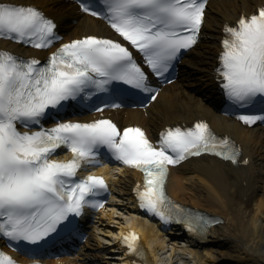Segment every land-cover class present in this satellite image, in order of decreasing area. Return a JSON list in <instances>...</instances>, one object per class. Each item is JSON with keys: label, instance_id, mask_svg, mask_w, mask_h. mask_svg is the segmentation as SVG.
<instances>
[{"label": "snow or ice", "instance_id": "obj_1", "mask_svg": "<svg viewBox=\"0 0 264 264\" xmlns=\"http://www.w3.org/2000/svg\"><path fill=\"white\" fill-rule=\"evenodd\" d=\"M208 0H81L85 13L106 20L127 42L86 36L63 43L45 63L0 50V237L41 244L74 231L86 208L99 210L109 191L102 177L79 173L105 165L104 157L143 173L137 185L139 207L168 224L186 223L189 231L207 223L203 216L181 219L183 212L166 193L169 165L204 154L237 163L240 155L205 122L169 128L156 143L140 127L121 128L112 119L82 122L66 118L68 109L103 113L120 108L113 98L122 84L159 95L149 74L162 77L182 51L194 47ZM57 25L34 6L0 0V39L35 49H50ZM217 69L227 99L240 108L259 105L260 114L237 118L245 125L264 122V7L242 15L224 29ZM140 55V62L132 50ZM170 82V81H169ZM103 94V95H101ZM96 97L89 105L87 102ZM51 127H46L47 122ZM66 150L71 159L57 157ZM248 163L247 160L244 161ZM138 237L124 236L130 253L140 254ZM0 264H17L0 250Z\"/></svg>", "mask_w": 264, "mask_h": 264}, {"label": "bare ground", "instance_id": "obj_2", "mask_svg": "<svg viewBox=\"0 0 264 264\" xmlns=\"http://www.w3.org/2000/svg\"><path fill=\"white\" fill-rule=\"evenodd\" d=\"M11 2L42 9L59 23L66 41L91 33L112 35L102 21L82 14L71 0ZM263 4L264 0H210L205 11L203 39L184 59V73L179 80L163 87L155 103L146 110L115 111L120 123L145 125L151 135L174 122L192 124L203 117L217 132L230 134L242 144L240 162L248 158L247 165H230L209 157L188 161L172 170L167 184L176 200L212 212L224 223L203 234L188 236L185 243L193 244L189 250L169 241L157 228L136 216L131 191L141 176L127 171L113 181L119 203L110 205L103 220L90 232L81 257L85 264H133V259L117 247V234L129 225L140 231L141 246L150 247L145 252L148 264H264V128L248 129L214 110L217 91L214 69L222 49L220 41L225 36L223 29ZM0 46L26 56L46 54L10 42L0 41ZM74 260L66 263L74 264Z\"/></svg>", "mask_w": 264, "mask_h": 264}]
</instances>
